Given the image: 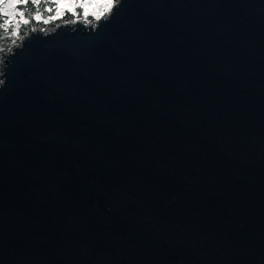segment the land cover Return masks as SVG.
<instances>
[{"label": "water", "instance_id": "95a60500", "mask_svg": "<svg viewBox=\"0 0 264 264\" xmlns=\"http://www.w3.org/2000/svg\"><path fill=\"white\" fill-rule=\"evenodd\" d=\"M0 264H264V0H117L4 54Z\"/></svg>", "mask_w": 264, "mask_h": 264}, {"label": "flooded vegetation", "instance_id": "af4514ba", "mask_svg": "<svg viewBox=\"0 0 264 264\" xmlns=\"http://www.w3.org/2000/svg\"><path fill=\"white\" fill-rule=\"evenodd\" d=\"M38 2L43 5V8L39 9V12H38L39 14L35 13V3L37 2H34V0H14L15 7L17 8V10L21 11L24 19L27 21V23L22 22L21 24H23L24 26L25 25L27 26L28 23H31V22L34 23L37 21L36 20L37 17H39V19H44V20L48 18L55 19L54 17L55 13H59L57 14V17H56L58 20V23H61V22L64 23V21H66L65 23L73 22L74 24H77L80 20H82L84 25H89L95 22L94 18H98L100 11L101 10L104 11V8H105V5L99 4L98 0L81 1L82 3H84L83 7L78 6V3H81V2H76L75 5L74 6L71 5V7L69 4L65 2L63 3V0H50V1L38 0ZM112 6L110 7V10ZM110 10L108 12H110ZM58 23L54 24V26L58 25ZM45 24H46V21H45ZM32 25L31 24L28 25L30 30L41 29L38 27L34 28L32 27Z\"/></svg>", "mask_w": 264, "mask_h": 264}, {"label": "rangeland", "instance_id": "374dc122", "mask_svg": "<svg viewBox=\"0 0 264 264\" xmlns=\"http://www.w3.org/2000/svg\"><path fill=\"white\" fill-rule=\"evenodd\" d=\"M48 1H50V0H48ZM81 1H84V0H63V3L65 2V3L69 4L71 7V5L74 6L76 2H81ZM94 1H96V0H94ZM98 1H99V4H101V5L104 4L105 8H104V11L103 10L100 11L98 18H94L95 21H97L101 16H103L104 13H107L110 10V7L113 4H115L117 0H98ZM78 6L83 7L84 3H82V2L78 3ZM41 8H43L42 4H40L39 2L35 3V13H38L39 9H41ZM57 14H59V13H55V16H54L55 19L54 18H48V19L44 20V19L36 18V20H37L36 22L28 23V25L33 24L34 26L32 25V27H34V28L38 27V28H41V30H47L51 27H55L56 25L54 26V24L58 23V20L56 18ZM24 21H26V20L24 19L21 11L17 10V8L15 7L14 0H5L0 4V31H4L7 29H12V31H14V33H12V35L5 33L4 36L1 38L2 40L0 41V51L9 47L15 41L17 36L20 35L21 33H23L24 28H23V25L21 23ZM45 21H46V24H45ZM64 22H66V21H64ZM52 23H54V24H52ZM61 23H63V22H61ZM58 24H60V23H58ZM12 47H14V46L11 45V47H9L8 50L10 51V49H12ZM5 53H8V51H6ZM1 58L3 59V57H1ZM1 58H0V65L2 63Z\"/></svg>", "mask_w": 264, "mask_h": 264}, {"label": "trees", "instance_id": "16d2710c", "mask_svg": "<svg viewBox=\"0 0 264 264\" xmlns=\"http://www.w3.org/2000/svg\"><path fill=\"white\" fill-rule=\"evenodd\" d=\"M52 24H54V23H52ZM23 28H24L23 33H21L20 35H18L17 38L15 39V41L11 45H13V46L18 45L21 42L22 38L30 31L28 25L27 26L26 25L25 26L23 25ZM11 31H12V29H7V30H4V31H0V41L2 40L1 38L4 36L5 33H8V34L12 35V33H14V31H12V32ZM11 45L9 47H11ZM9 47H7L6 49L0 51V58L3 57V54H6L5 53L6 51L9 52V50H8ZM0 70H1V65H0Z\"/></svg>", "mask_w": 264, "mask_h": 264}, {"label": "snow or ice", "instance_id": "6c2138e0", "mask_svg": "<svg viewBox=\"0 0 264 264\" xmlns=\"http://www.w3.org/2000/svg\"><path fill=\"white\" fill-rule=\"evenodd\" d=\"M34 2H38V0H34ZM37 18H39V17H37ZM25 23H27V21H24Z\"/></svg>", "mask_w": 264, "mask_h": 264}]
</instances>
